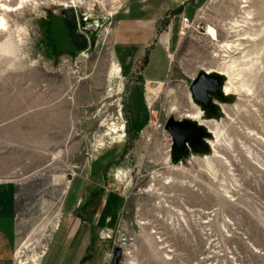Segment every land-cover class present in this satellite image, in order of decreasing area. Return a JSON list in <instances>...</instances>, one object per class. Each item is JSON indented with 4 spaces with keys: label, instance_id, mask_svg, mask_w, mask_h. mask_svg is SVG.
Instances as JSON below:
<instances>
[{
    "label": "rangeland",
    "instance_id": "374dc122",
    "mask_svg": "<svg viewBox=\"0 0 264 264\" xmlns=\"http://www.w3.org/2000/svg\"><path fill=\"white\" fill-rule=\"evenodd\" d=\"M124 2L0 0V190L14 198L15 264H40L69 181L105 151L117 152L123 205L100 235L104 264L114 248L117 264H264V0H204L139 131L113 53ZM65 10L83 50L67 41ZM201 71L232 87L210 110L189 91ZM140 105L129 102L133 125ZM187 113H202L190 120L204 136L175 151L163 126Z\"/></svg>",
    "mask_w": 264,
    "mask_h": 264
},
{
    "label": "crops",
    "instance_id": "0c3cea01",
    "mask_svg": "<svg viewBox=\"0 0 264 264\" xmlns=\"http://www.w3.org/2000/svg\"><path fill=\"white\" fill-rule=\"evenodd\" d=\"M204 0H125L116 20L112 41L120 78L126 82V110L130 130L145 127L149 117L147 95L165 85L180 46L181 18L192 21ZM140 102L141 120L132 124L129 102ZM108 152H113L106 155ZM117 152L105 151L71 178L62 201L61 215L40 264H104L107 245L100 235L118 220L122 194L111 184ZM5 190V189H4ZM63 230L59 237L60 231ZM17 224L14 198L0 190V264H15Z\"/></svg>",
    "mask_w": 264,
    "mask_h": 264
},
{
    "label": "water",
    "instance_id": "95a60500",
    "mask_svg": "<svg viewBox=\"0 0 264 264\" xmlns=\"http://www.w3.org/2000/svg\"><path fill=\"white\" fill-rule=\"evenodd\" d=\"M60 18L62 19L67 41L70 43V46L75 49L83 50L86 47V39L82 35L77 34L76 20L73 11L65 10ZM216 74L217 75L201 71L197 73L190 82L189 91L192 100L198 103L201 109H205L211 104L210 95L215 98L222 96L221 78L218 73ZM198 125L190 119L178 120L173 117L168 118L163 128L171 138L172 149L179 151L187 143L193 145L199 144L202 141L204 132ZM120 253L121 250L119 248H114L112 250L111 264H117L116 260Z\"/></svg>",
    "mask_w": 264,
    "mask_h": 264
},
{
    "label": "bare ground",
    "instance_id": "6f19581e",
    "mask_svg": "<svg viewBox=\"0 0 264 264\" xmlns=\"http://www.w3.org/2000/svg\"><path fill=\"white\" fill-rule=\"evenodd\" d=\"M71 3L74 4V1H72ZM7 8H8V7L5 6V5H2V4L0 5V10H1V11L6 10ZM4 26H5L4 20H3V18H0V30L3 29ZM230 46H231L230 44H225V45H224V47L227 48V49L230 48ZM114 71H116V68H115V67H114ZM231 89H232L231 85L226 84V85H224V87H223V93H224L225 95H229V94L231 93ZM186 116H187V117H191V118H196V117H197V115H195V114H189V113H187ZM113 129L116 130V128H113ZM118 130H120V129L117 128L116 131H118Z\"/></svg>",
    "mask_w": 264,
    "mask_h": 264
},
{
    "label": "built area",
    "instance_id": "2783aa9c",
    "mask_svg": "<svg viewBox=\"0 0 264 264\" xmlns=\"http://www.w3.org/2000/svg\"><path fill=\"white\" fill-rule=\"evenodd\" d=\"M196 22V21H195ZM194 21H192V20H189L188 18H186V17H182L181 18V31L182 30H185V31H188V30H195V28H197L198 27V24L197 23H195ZM182 33V32H181ZM168 136V135H167ZM168 140H169V146L171 145V138L168 136ZM59 223V222H58ZM58 226V225H57ZM56 226V227H57ZM56 229V228H55ZM107 239H109L110 238V236H107L106 237ZM46 249H47V245L45 246V248L42 250V252H41V258L43 257V255H44V253H45V251H46Z\"/></svg>",
    "mask_w": 264,
    "mask_h": 264
},
{
    "label": "flooded vegetation",
    "instance_id": "af4514ba",
    "mask_svg": "<svg viewBox=\"0 0 264 264\" xmlns=\"http://www.w3.org/2000/svg\"><path fill=\"white\" fill-rule=\"evenodd\" d=\"M222 91H223V90H221V93H223ZM212 98H214V96H211V95H210V99H212ZM210 108H211V104H210L207 108H205V110H210ZM201 115H202V113H201ZM201 115L198 116V117H196V118H191V117H187V116H185V119L198 120V118L201 117ZM200 124H201V123H200ZM169 137H170V136H169Z\"/></svg>",
    "mask_w": 264,
    "mask_h": 264
}]
</instances>
